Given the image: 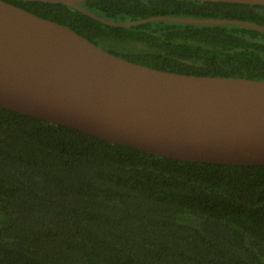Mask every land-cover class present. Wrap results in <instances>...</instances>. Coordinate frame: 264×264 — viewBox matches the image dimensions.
Here are the masks:
<instances>
[{"label":"trees","instance_id":"1","mask_svg":"<svg viewBox=\"0 0 264 264\" xmlns=\"http://www.w3.org/2000/svg\"><path fill=\"white\" fill-rule=\"evenodd\" d=\"M154 68L264 79V32L157 19L111 25L62 3L6 0ZM108 20L236 18L264 4L85 0ZM0 264H264V164L157 156L0 106Z\"/></svg>","mask_w":264,"mask_h":264},{"label":"water","instance_id":"2","mask_svg":"<svg viewBox=\"0 0 264 264\" xmlns=\"http://www.w3.org/2000/svg\"><path fill=\"white\" fill-rule=\"evenodd\" d=\"M165 19L264 26L236 18ZM264 4V0H200ZM0 106L157 156L264 164V79L154 68L113 54L68 25L0 0Z\"/></svg>","mask_w":264,"mask_h":264}]
</instances>
